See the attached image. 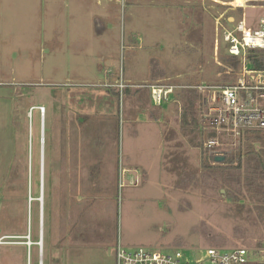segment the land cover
Listing matches in <instances>:
<instances>
[{
  "label": "rangeland",
  "instance_id": "374dc122",
  "mask_svg": "<svg viewBox=\"0 0 264 264\" xmlns=\"http://www.w3.org/2000/svg\"><path fill=\"white\" fill-rule=\"evenodd\" d=\"M88 1L93 2H80L76 14L73 0H0V264H114L111 244L117 242L128 248L180 250L188 257L211 247L246 248L251 264H264V185L249 189L245 156L241 169L230 170L221 180L208 178L203 165L213 156L225 158L238 149L243 153L245 147V136L227 150L203 146L211 136L229 142L203 124L214 96V90L203 86H232L241 71L239 60L236 66L229 58L222 29L215 24L219 14H225V3L233 0L207 2L199 11L188 10L191 5L155 1L152 15L136 17L135 27L130 25L131 0H118L104 9ZM92 11L109 28L102 34L108 51L102 67L110 70V78L121 76L142 88L155 74L178 85L205 83L200 91L190 87L176 95L178 104H171L176 117L172 114L171 121L177 126L165 129L172 137L162 141L143 136L126 145L145 172H119L122 186L115 174V185L101 188L98 211L107 234L103 242L109 243L105 247H86L87 233L94 229V199L89 194L83 209L77 210V203L73 207V171L68 170L73 161L66 158L62 145L64 138L73 137V90H92L105 80L97 75L80 82L73 76L75 44L82 39L86 43L89 68L94 66L91 55L98 57L101 39L81 31ZM73 12L84 23H77ZM227 16L254 22L264 17V10L246 7ZM148 23L157 31L140 34L141 41L134 43L131 29ZM222 24L229 27L224 19ZM127 104L128 98L110 93L103 113H108V139L115 153L121 134L129 137L131 126L125 124V131L123 127ZM191 148L199 153V169L187 155ZM253 148L264 146L257 143ZM179 152L188 169L184 163L180 169Z\"/></svg>",
  "mask_w": 264,
  "mask_h": 264
},
{
  "label": "crops",
  "instance_id": "0c3cea01",
  "mask_svg": "<svg viewBox=\"0 0 264 264\" xmlns=\"http://www.w3.org/2000/svg\"><path fill=\"white\" fill-rule=\"evenodd\" d=\"M81 1L85 0H73V10L76 14V11L79 8H82L80 5ZM96 7L104 9L107 8V5L112 3H118V0H95ZM163 1L169 3H180L182 5L190 6L189 9L199 11V8L205 9L206 3H212L216 5L220 3L218 0H131V4L128 7L129 16L131 17L130 25L135 27L136 17L148 18L149 14L152 15L151 10L153 9V2ZM234 1V0H233ZM232 1V2H233ZM229 4V3H225ZM181 6V5H180ZM180 6H177L180 8ZM184 7V6H183ZM182 8V6H181ZM242 11V10H238ZM237 12V11H236ZM221 14H219L220 16ZM74 16V12H73ZM75 17V18H74ZM74 20H77V23H80L81 19L74 16ZM233 17V16H231ZM242 17V16H241ZM218 18V17H217ZM216 18V20H217ZM237 18V17H234ZM85 20V19H84ZM215 20V24H216ZM84 23V21H83ZM86 29H81L86 35L90 31L93 36L96 34L101 41L98 43V57L94 58L91 55L90 61L94 63L93 67H88V62L86 61L87 56V45L82 39L81 44L73 46L74 59L76 60V74L73 76L77 81L84 82L86 80H91L97 75H102L105 80L104 82L98 83L92 86L93 89H99L98 91L92 90H73V137H67L63 140V147L67 150L66 156L63 159H70L73 161L70 163L69 171H73V207L75 208V203H77L76 209L81 210L86 205L83 203L86 202L91 194L94 199V204L91 211V216H93V227L94 229L88 232L89 243L86 247H105L109 243H104V235L106 236V229L104 228V222H102L101 216H99L98 202L103 198L100 193L102 189L109 188L112 186L115 180V174H117V179L121 178L119 172H136L137 169H142L141 172H145V168L138 164L134 163L135 159L132 160V155L128 154L126 149L128 144H131L134 141H137L139 137L145 136V138L150 139L152 136L158 140H164L166 137L171 136L165 132L166 126L175 128L173 119L171 121L173 110L171 108L174 104H178L176 101V95L183 91V89H192L199 90V87L205 85V83H189L186 85H178L171 83L169 78H165L164 75L155 74L150 76V82L144 88L139 85H132L130 80H125V78L118 77L114 80L110 78V70L104 69L102 66L106 62L108 57V51L106 45H103V36L109 32L107 25L103 24L99 16H95L92 11L90 17L85 20ZM96 24V26H95ZM101 25V26H99ZM101 27V28H100ZM135 33L134 43L136 41L140 42L142 37L140 34L143 33H155L157 30L153 27L152 24L148 23L145 27H137L131 29ZM81 32V33H83ZM90 49V48H89ZM93 54V53H92ZM93 65V64H92ZM177 79V77L175 78ZM119 82H123L126 86L123 90H120L117 87ZM80 86V85H79ZM151 86H160L163 88H172V91L168 93L166 100L157 106L153 103L151 98ZM142 89H147L145 92H142ZM177 90L175 94L174 91ZM179 91V92H178ZM200 91V90H199ZM110 93H117L124 100L128 98V104L126 106V116L124 117V131L125 124H129L128 139L127 133L125 136L119 133L121 147L115 153L114 142L109 140V129L107 127L108 123V113L103 114L108 111L107 100L110 97ZM184 95V94H183ZM132 98V99H130ZM133 99H136V103L133 102ZM146 101V104L144 103ZM83 102L87 104H83ZM88 102H91L90 104ZM179 102V101H178ZM104 104V105H102ZM101 105V107H100ZM40 107V106H39ZM43 107V106H42ZM160 108V109H158ZM171 108V109H170ZM44 110V107H43ZM175 111V110H174ZM179 111L180 108H179ZM178 111V112H179ZM83 112V113H82ZM188 114V113H187ZM187 116V115H186ZM176 117V115H175ZM181 117V116H177ZM193 123H195L193 121ZM170 124V125H168ZM186 126L190 127L189 123H186ZM167 135V136H166ZM126 137V138H125ZM172 137V136H171ZM73 139V143L69 142L70 139ZM70 144V145H69ZM124 145V147H123ZM191 152H187V155L191 156L193 160L194 167L200 166L199 153H197L195 148H191ZM134 153V150H131ZM182 152H179L176 156L179 160V167L182 168V163H184V169L189 168V165H186V161L183 159ZM73 156V158H71ZM135 156V155H134ZM66 157V158H65ZM63 163V160H62ZM73 163V167H72ZM161 165V163H159ZM73 168V170H72ZM64 171V170H62ZM105 172L109 173L108 175H103ZM113 172V173H112ZM199 172V171H197ZM112 174L114 175L113 177ZM121 174V173H120ZM111 177V178H110ZM63 183V181H62ZM102 188V189H101ZM101 198V199H100ZM103 201V200H101ZM98 211V212H96ZM102 214V213H101ZM103 216V215H102ZM101 221V222H100ZM81 223V222H80ZM94 239V242L92 241ZM117 244V243H116ZM111 244V249H113V254L116 246ZM107 248V247H106ZM251 264V262L249 263Z\"/></svg>",
  "mask_w": 264,
  "mask_h": 264
},
{
  "label": "built area",
  "instance_id": "2783aa9c",
  "mask_svg": "<svg viewBox=\"0 0 264 264\" xmlns=\"http://www.w3.org/2000/svg\"><path fill=\"white\" fill-rule=\"evenodd\" d=\"M234 0L227 4L225 14L218 16L216 25L222 29V40L228 55L239 60L241 71L232 86H203L214 90L211 104L203 124L218 135H226L229 142L215 136L207 137L204 148L227 150L241 144L247 132L264 131V71L250 68L246 55L252 50H264V17L247 22L244 16H227L229 11L244 10L246 7L264 10V0ZM225 20L229 27L222 24ZM117 87L126 86L119 82ZM151 98L159 106L166 100L172 88L151 86ZM43 108L39 110L41 112ZM123 173V172H121ZM122 178V176H121ZM123 181V180H122ZM120 182L119 187L123 185ZM251 254L246 248H207L188 257L180 250H148L144 247H124L117 242L114 250V264H249Z\"/></svg>",
  "mask_w": 264,
  "mask_h": 264
},
{
  "label": "trees",
  "instance_id": "16d2710c",
  "mask_svg": "<svg viewBox=\"0 0 264 264\" xmlns=\"http://www.w3.org/2000/svg\"><path fill=\"white\" fill-rule=\"evenodd\" d=\"M249 52L250 55L247 58L250 68L256 71H264V50H252ZM229 58L232 59L234 64L237 66V59L231 56H229ZM244 141L245 147H243V153L239 149L237 151H231L226 155L224 161L221 163H216L214 161L215 156L205 160L203 165L209 170L207 173L208 178L211 177L213 180H221L225 177H229L230 175L227 172L233 169H241L242 159L243 156H245L246 159L244 160V168L246 177L244 176V180L246 181L247 179L249 189L253 190L257 186L260 187V182L264 185V148L257 151L253 148V144L257 143L264 146V131L247 132L245 134ZM219 170L220 172H218ZM221 171L226 172V174ZM229 189L230 188H228V191ZM228 198L230 201H233L234 199L230 196V194ZM175 246L179 247L178 245Z\"/></svg>",
  "mask_w": 264,
  "mask_h": 264
},
{
  "label": "water",
  "instance_id": "95a60500",
  "mask_svg": "<svg viewBox=\"0 0 264 264\" xmlns=\"http://www.w3.org/2000/svg\"><path fill=\"white\" fill-rule=\"evenodd\" d=\"M224 157L223 156H215V158H214V161L216 162V163H221V162H223L224 161Z\"/></svg>",
  "mask_w": 264,
  "mask_h": 264
},
{
  "label": "bare ground",
  "instance_id": "6f19581e",
  "mask_svg": "<svg viewBox=\"0 0 264 264\" xmlns=\"http://www.w3.org/2000/svg\"><path fill=\"white\" fill-rule=\"evenodd\" d=\"M237 2H239L238 0H237ZM44 112V111H43ZM39 200V199H38ZM39 201H41L42 202V200H39ZM1 244V243H0ZM41 248H42V243H41V241H40V243L38 244Z\"/></svg>",
  "mask_w": 264,
  "mask_h": 264
}]
</instances>
